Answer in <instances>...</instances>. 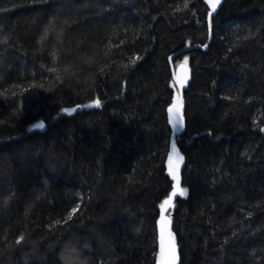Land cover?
Instances as JSON below:
<instances>
[{"label": "trees", "instance_id": "trees-1", "mask_svg": "<svg viewBox=\"0 0 264 264\" xmlns=\"http://www.w3.org/2000/svg\"><path fill=\"white\" fill-rule=\"evenodd\" d=\"M209 10L0 0V264H62L69 249L156 264L174 189L169 56L208 42ZM212 29L206 51L174 61L191 69L176 136L187 195L167 215L180 264H264V0H223Z\"/></svg>", "mask_w": 264, "mask_h": 264}, {"label": "water", "instance_id": "water-1", "mask_svg": "<svg viewBox=\"0 0 264 264\" xmlns=\"http://www.w3.org/2000/svg\"><path fill=\"white\" fill-rule=\"evenodd\" d=\"M222 3H223V0H221V4L217 7V10L215 13H213L212 17L211 18L208 17V26H209L208 42L204 46H201L199 44L187 45L184 48L178 50L176 53L169 56V63H170V67H171V71L173 75V83L175 84L177 90L174 93L172 104L168 107V118H169V124L172 128V135L170 139V147H169V152H168V157H167V168H168V173L170 174L171 177H172L173 171H175L176 175L178 176L179 188L177 189V191L182 189L181 171L184 167L185 158L182 152L180 151V149L178 148V146L176 145V136L178 133L182 132L185 128L183 92H184V89L187 88L189 85V82L191 79V69L188 65L184 63L176 67L174 64V61L179 54L191 51L193 49L200 48L203 51H206L208 49V45L212 41V37H213L212 20L217 14ZM169 109H172V111L170 112ZM177 114H179L183 118L184 126L182 129L174 127L173 125V121ZM173 143L176 145V148L179 154L183 156L184 158L182 162H178L175 154L172 153ZM176 184H177V181L174 180V187L176 186ZM178 197L179 195L173 197L172 203L170 206L166 205L163 209L161 208L160 217L158 220V248H157V255H156V264H165L166 261H169L171 259L170 256L168 255V252L173 244L175 245L174 264H180V254L178 250V245L176 243L175 237L172 232V220L170 216L167 215L168 209L174 206V203Z\"/></svg>", "mask_w": 264, "mask_h": 264}, {"label": "snow or ice", "instance_id": "snow-or-ice-1", "mask_svg": "<svg viewBox=\"0 0 264 264\" xmlns=\"http://www.w3.org/2000/svg\"><path fill=\"white\" fill-rule=\"evenodd\" d=\"M205 3L209 6V9L210 10L208 11V17L211 18L212 15H213V13L216 12L217 7L221 4V0H205ZM185 6H187V5H185ZM186 60H187V58H185V61ZM131 63L132 64H135L136 63V59H132L131 60ZM95 106L96 107H99L100 106V102L97 101L96 104H95ZM74 111H76V109H64V112L68 113L69 115L72 112H74ZM169 111L171 112L172 109H169ZM173 125H174V127H177L179 129H182L183 126H184V121H183L182 116H180L179 114H177L176 117H175V119H174V121H173ZM35 127L37 129H44L45 128V124L43 122H40ZM172 153L175 154L178 162H182L183 161L184 158H183V156H181L179 154V152L177 151L176 145L174 143L172 145ZM172 177H173V180H176L177 181V184L174 187L171 196L168 199H166L163 202V204L161 205V208L162 209L166 205H168V206L171 205L173 197H175L177 195H180V196H186L187 195V190L186 189H180L179 191H177V189L179 188V183H178V176L176 175L175 171H173ZM75 211H76V209H73V213H75ZM73 213H70L69 214V216H68V219L69 220L72 219ZM168 255L170 256L171 259L169 261H166L165 264H174V260H175V245L174 244L169 249Z\"/></svg>", "mask_w": 264, "mask_h": 264}, {"label": "clouds", "instance_id": "clouds-1", "mask_svg": "<svg viewBox=\"0 0 264 264\" xmlns=\"http://www.w3.org/2000/svg\"><path fill=\"white\" fill-rule=\"evenodd\" d=\"M55 19L56 16L51 17L49 23H55ZM83 62L91 64L92 60L89 57H84ZM85 259L78 249H69L67 252H63L62 264H85Z\"/></svg>", "mask_w": 264, "mask_h": 264}]
</instances>
